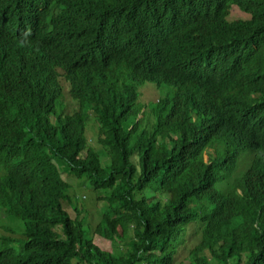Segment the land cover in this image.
I'll return each mask as SVG.
<instances>
[{
  "label": "trees",
  "instance_id": "obj_1",
  "mask_svg": "<svg viewBox=\"0 0 264 264\" xmlns=\"http://www.w3.org/2000/svg\"><path fill=\"white\" fill-rule=\"evenodd\" d=\"M28 1L0 12V264H264V0Z\"/></svg>",
  "mask_w": 264,
  "mask_h": 264
},
{
  "label": "rangeland",
  "instance_id": "obj_2",
  "mask_svg": "<svg viewBox=\"0 0 264 264\" xmlns=\"http://www.w3.org/2000/svg\"><path fill=\"white\" fill-rule=\"evenodd\" d=\"M250 19V15L243 12L240 8L237 6H233L230 10L228 20L230 22L238 21V20H248ZM152 85V84H148ZM172 89H175L174 85H171ZM183 88H181L182 90ZM157 93V92H156ZM144 95H147L145 93ZM182 95V93H181ZM89 139H92L94 136V133H90ZM97 141L93 139L91 142H89V145L91 147H99L98 144H96ZM62 179L66 181L70 185V191L69 196L71 197L72 203L65 201L64 207L65 210L70 214L71 218H76L78 216L79 220L84 224V222L87 220L89 221L90 226L93 228L96 226L101 218L100 215L104 212L105 208L107 207L106 202L102 198L104 195L101 193H96L93 189L90 188V186L87 183H84L83 180L77 182V179L74 176H69L64 171L61 172ZM83 181V182H82ZM85 197V198H84ZM77 207L74 206V204ZM7 221L10 222H17V220L8 218ZM0 234H6L2 228H0ZM126 240L120 241V243H115L111 241L106 240H96L95 245L101 248L102 250L108 251L111 254L114 255H120L123 254V251L125 252L126 246H125ZM73 264H80L76 263V260L72 262Z\"/></svg>",
  "mask_w": 264,
  "mask_h": 264
},
{
  "label": "water",
  "instance_id": "obj_3",
  "mask_svg": "<svg viewBox=\"0 0 264 264\" xmlns=\"http://www.w3.org/2000/svg\"><path fill=\"white\" fill-rule=\"evenodd\" d=\"M28 3H29L28 0H0V12H5L9 16H12L13 17V15L14 14H17L18 12L27 11L23 7L25 5H27ZM29 20H30V17H26L23 20V22H26V23H24V26L23 25L17 26V27H20V28H16L15 31H20L19 29H21L22 31H25L26 28H27V25L29 23ZM37 25H38V23L35 22V26L36 27H37ZM30 28H32V27L30 26ZM1 30L3 32H6V33L9 32V31H6L5 30V27H1ZM32 30L33 29H31V31ZM24 33H26V32H24ZM73 35H82L83 36V32L81 30H75V31H71V32H66L63 35H61V36H59L57 38H54L55 40H52L51 43H54L55 41L56 42H55L53 48L47 52V53H49V55L52 54L55 51H59L60 52V57L59 58H54L52 56H51V58H54L58 62H62L63 67H56L55 70H56L57 74L59 75L58 78H59L60 82L65 83L67 85V86H62L61 85L62 88L65 91H70L71 90V81H70V79L73 78L75 75L72 74L71 70H68L66 68L68 66V62H66V55H68L70 53L68 51H62V50H60L58 48V43L60 41L64 40L65 38H67V41H72L73 40ZM14 37L16 39H18V35H14ZM70 65L72 67H80V58L77 57V56H75V57L71 56Z\"/></svg>",
  "mask_w": 264,
  "mask_h": 264
},
{
  "label": "clouds",
  "instance_id": "obj_4",
  "mask_svg": "<svg viewBox=\"0 0 264 264\" xmlns=\"http://www.w3.org/2000/svg\"><path fill=\"white\" fill-rule=\"evenodd\" d=\"M233 6H236V5H232L231 6V8L233 7ZM238 7V6H237ZM231 8H230V10H231ZM239 8V7H238ZM244 12V11H243ZM230 13V12H229ZM246 13V12H245ZM247 14H249V13H247ZM228 17H229V15H228ZM228 17H227V19H228ZM251 18V17H250ZM249 20V19H248ZM229 21V20H228ZM239 21V20H238ZM235 22V21H234ZM118 77V76H117ZM117 77H114V78H117ZM61 85L62 86H67L65 83H62L61 82ZM174 85V84H173ZM181 85L182 86H184V87H186V85H185V83L183 82V81H181ZM166 90H167V88H166ZM171 90H172V87H171ZM175 90H177V88L175 87ZM180 90V89H179ZM168 91V90H167ZM175 92H173V94H174ZM71 100V99H70ZM85 198V197H84Z\"/></svg>",
  "mask_w": 264,
  "mask_h": 264
},
{
  "label": "bare ground",
  "instance_id": "obj_5",
  "mask_svg": "<svg viewBox=\"0 0 264 264\" xmlns=\"http://www.w3.org/2000/svg\"><path fill=\"white\" fill-rule=\"evenodd\" d=\"M24 19V17L22 16V20ZM24 22L23 21H21V24H23ZM22 27V26H21Z\"/></svg>",
  "mask_w": 264,
  "mask_h": 264
}]
</instances>
